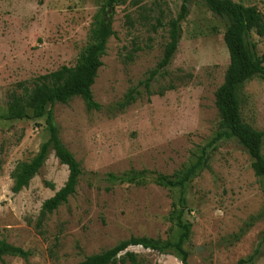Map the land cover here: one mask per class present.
<instances>
[{
	"label": "rangeland",
	"instance_id": "rangeland-1",
	"mask_svg": "<svg viewBox=\"0 0 264 264\" xmlns=\"http://www.w3.org/2000/svg\"><path fill=\"white\" fill-rule=\"evenodd\" d=\"M232 1L253 5L264 16V0ZM181 4L0 0V239L30 252L28 263L4 256L0 264H75L131 236L175 241L180 233L175 215L191 224L184 243L188 264H264V178L254 175L238 141L222 132L214 103L229 63L223 42L227 18L212 13L203 0H187L170 63L150 82L149 94L138 86L136 100L116 108L128 89L157 67L168 22ZM99 21H109L114 32L91 88L101 110L88 111L75 97L48 105L39 119H3L10 95L22 92L20 84L31 88L38 76L79 61L95 41ZM245 45L252 56L264 53V38L254 32L245 36ZM240 96L243 123L262 130L264 80L246 81ZM48 125L56 126L82 174L74 194L40 218L42 202L66 181L67 167L50 150L18 193L11 191L10 174L38 153L49 137ZM199 159L202 167L183 188L153 182L105 188L108 172L145 169L171 175ZM127 250L140 264H181L172 253L141 246ZM122 254L107 264H121Z\"/></svg>",
	"mask_w": 264,
	"mask_h": 264
},
{
	"label": "trees",
	"instance_id": "trees-1",
	"mask_svg": "<svg viewBox=\"0 0 264 264\" xmlns=\"http://www.w3.org/2000/svg\"><path fill=\"white\" fill-rule=\"evenodd\" d=\"M119 1L122 0H108V4L111 5ZM203 1L212 13L226 17L228 20V26L223 34V42L228 52L229 63L223 82L214 93V103L220 117V128L226 136L234 137L248 154L254 175L264 178V156L261 153L264 128L262 130L252 128L243 123L240 115L242 102L240 92L244 83L254 77L264 80V53L260 56H252L245 45V36L249 32H254L257 36L264 38V16L253 5L244 6L232 0ZM186 2L187 0H182L180 13L175 19L168 22V41L157 67L149 72L145 80L128 89L123 99L117 103V109H124L136 100L140 95L138 86H143L146 93L149 94L150 82L159 73V70L165 69L170 63L177 49L179 23L187 11ZM97 29L95 41L85 49L76 64L73 66L63 65L54 71L38 76L33 80L31 88L20 84L22 92L19 94L13 92L10 95L7 111L2 118L5 120L39 119L47 114L48 105L52 103L66 104L75 97L83 101L88 111L101 110V105L93 98L91 88L98 70L102 66L101 57L105 53L107 39L114 32L109 21H99ZM126 57L130 59L129 55ZM47 129L49 137L41 145L38 153L31 160L18 163L10 174L11 191L18 193L27 187L38 173L50 150L53 151L58 162L67 167L66 181L52 196L42 202L40 218L55 211L67 201L69 196L74 194L82 174L80 163L61 142L56 126L48 125ZM197 161L185 168L184 171L175 172L171 175L159 174L145 169H130L118 174L108 172L105 173L104 177L109 186L105 188L110 190L112 186L117 184L143 186L148 182L169 189L183 188L196 170L202 167V161L200 159ZM45 185L53 189L52 183L45 182ZM174 218L176 225L180 228V233L175 241H161L159 239L153 241L131 236L109 249L89 255L75 264H107L113 262V259L122 252L121 264H140L136 254L127 250L130 246H141L160 254L172 253L180 259L181 264H188V251L185 250L184 243L188 240L191 224L182 221L178 215H175ZM262 239L264 241V234ZM4 256L19 257L28 263L30 252L0 239V260Z\"/></svg>",
	"mask_w": 264,
	"mask_h": 264
}]
</instances>
